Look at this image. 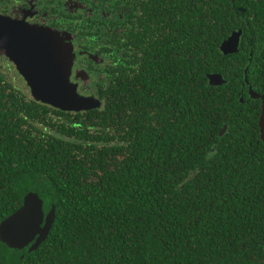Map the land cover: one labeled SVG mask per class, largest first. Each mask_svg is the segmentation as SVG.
Instances as JSON below:
<instances>
[{
  "label": "trees",
  "instance_id": "16d2710c",
  "mask_svg": "<svg viewBox=\"0 0 264 264\" xmlns=\"http://www.w3.org/2000/svg\"><path fill=\"white\" fill-rule=\"evenodd\" d=\"M153 1L112 32L132 52L99 108L55 127L48 107L0 94V222L28 192L55 207L35 250L0 241V264H264L261 101L249 96L264 93V0ZM215 72L223 84H209Z\"/></svg>",
  "mask_w": 264,
  "mask_h": 264
},
{
  "label": "flooded vegetation",
  "instance_id": "af4514ba",
  "mask_svg": "<svg viewBox=\"0 0 264 264\" xmlns=\"http://www.w3.org/2000/svg\"><path fill=\"white\" fill-rule=\"evenodd\" d=\"M153 3V0H146L145 4L143 0H0V17L9 23L13 30L11 36L18 39L26 37L20 27L23 24L67 33L64 42L71 44L74 54L70 79L77 84L80 94L99 99L100 95L108 93V86L114 81L113 72L120 69L132 52L124 46L117 47L118 37L112 32L121 31L125 28L123 24H134L144 7L153 10ZM128 12H132L130 20ZM11 52L15 53L0 48V94H4L6 107L10 103L9 95L34 100L49 108L48 118L53 120L51 124L55 127L62 124L63 120H58L60 117L72 119L75 113L89 111H63L35 100L31 88L8 55ZM42 127L44 134L56 130L46 123Z\"/></svg>",
  "mask_w": 264,
  "mask_h": 264
},
{
  "label": "water",
  "instance_id": "95a60500",
  "mask_svg": "<svg viewBox=\"0 0 264 264\" xmlns=\"http://www.w3.org/2000/svg\"><path fill=\"white\" fill-rule=\"evenodd\" d=\"M25 36H11L13 30L5 18L0 17V48L15 51L8 55L31 88L32 97L63 111L81 112L101 106L95 96H85L70 79L74 54L72 46L64 42L68 34L59 31L33 28L23 24ZM242 30L233 31L220 45L223 54L234 53L239 46ZM19 41V42H18ZM211 85H221L225 79L220 73L207 75ZM245 77V81H246ZM249 96L259 98L258 119L260 139L264 143V93L249 87ZM241 101L242 98H240ZM55 219V207L45 214L43 201L35 192H28L22 204L0 222V241L9 248L35 250L45 240Z\"/></svg>",
  "mask_w": 264,
  "mask_h": 264
}]
</instances>
